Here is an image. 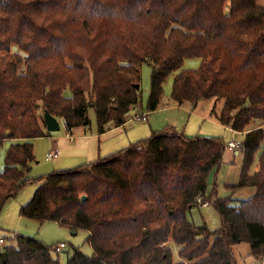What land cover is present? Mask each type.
Listing matches in <instances>:
<instances>
[{
    "label": "trees",
    "instance_id": "16d2710c",
    "mask_svg": "<svg viewBox=\"0 0 264 264\" xmlns=\"http://www.w3.org/2000/svg\"><path fill=\"white\" fill-rule=\"evenodd\" d=\"M258 1L0 0V213L38 184L19 215L87 233L92 253L74 248L67 264H237L232 248L241 243L261 261L264 6ZM187 58L200 65L174 75L170 100L193 109L208 100L221 104L219 123L243 135L240 176L227 187L255 189L249 199L231 205L215 189L208 194L226 150L221 137L187 136L173 127L95 161L27 178L33 142L50 135L45 111L73 130L89 127L93 110L102 134L108 125L122 126L138 104L141 64L150 67L151 113L161 106L166 79ZM199 197L218 212L216 230L189 220ZM14 238L15 245L0 247V264H58L53 245Z\"/></svg>",
    "mask_w": 264,
    "mask_h": 264
},
{
    "label": "rangeland",
    "instance_id": "374dc122",
    "mask_svg": "<svg viewBox=\"0 0 264 264\" xmlns=\"http://www.w3.org/2000/svg\"><path fill=\"white\" fill-rule=\"evenodd\" d=\"M258 4L264 6V0H259ZM200 62L201 60L198 58H187L185 59L182 67L179 70L173 72V74H171L166 79L163 86L161 106L158 110L153 113H148L146 111V103L150 91V67L147 64H141L140 99L138 104L135 107H131L130 109V113L138 111L141 114L136 113L135 116L128 115L125 123L123 124L131 125L132 131L130 132V136L135 138V141H139L148 137L154 131H160L167 127H171L170 125H173L175 129H179L181 132L184 133V131H182V127L186 131H191L193 128L196 131L198 130V126L201 124L202 128L211 129V132H209L208 136L223 137V141L225 142V144H227L229 141H234L238 145V147L231 150H225L220 166L217 169H214L209 176V185L207 191L208 194H210L211 191L215 189L216 195L219 199H231L233 200L231 202V205H236L242 201L249 199L255 193V189L253 188H246L233 192L227 187V185H232L238 182L240 176L242 155L239 152L240 143L242 142L243 135L234 130L231 131L229 129H224V127L217 125V123H213L214 120L211 119L209 115L212 114L211 116H213L214 119H217L216 116H218L221 111V104H215L214 100L200 102L193 111L191 110V107L189 105L178 106L170 100V93L172 89L174 75L180 70L197 69L200 65ZM136 89H139V87ZM167 107L171 108L167 109ZM178 107L185 108L188 111H184L183 109H179ZM190 112L198 113L204 116L205 120L198 119L195 116H192L189 120ZM38 115H42L41 110L38 111ZM87 115L92 120L90 128H87V126H81V128L77 129L75 128L76 134L83 135V133L87 132L98 135L93 110H89V112H87ZM147 115L148 121L146 122ZM142 116H145V121H134L135 118ZM58 121L60 123L59 131L50 133L45 130L46 133H50L51 137L45 136L46 138H39L33 142L36 160L31 165V177L37 178L52 171H57L60 169H71L76 165H79V162L83 161H80V159H83L82 157H78L76 159L73 155L66 152L65 149H68L67 151H70L72 149V145L74 146L77 141L75 143L74 141L70 142L71 140L69 141L67 140V138L66 140H63V137H66L67 134H71V130L67 128L66 122L63 119L60 118L58 119ZM52 140L56 141V144L59 145L61 154L58 158L46 161L45 154L48 150H50V148L53 147ZM98 142L99 139H92L91 146H95L97 148ZM7 145L8 143H5L4 148H6ZM4 148L1 150L2 154L4 152ZM102 149L103 148L101 147V150ZM236 152H238V154H236ZM62 153H65V155H63ZM66 154H68V156ZM257 170L258 165L256 162L251 172L253 173ZM34 191L35 190L32 185H27L16 198L9 200L3 207L0 213V237H6V243L8 244L5 245H15V235L34 237L49 246L63 242L65 244V248H62V250L58 253L57 251H55L54 248V251L52 252L53 257L58 260V264H67V259L73 253L74 248H79L83 254L90 255L92 253V250L90 245L86 242L87 233L85 231L75 230V232L73 233V230L62 227L60 224L52 221H46L40 224L37 221L29 220L19 216V209L21 205L27 204L28 201L32 199ZM188 218L190 221L193 222L194 225L201 227L204 226L207 227L209 230H216L220 226L218 212L213 206H209L208 203L207 205L199 204V207L190 209ZM213 239L214 238H211V243ZM2 246L4 245H0V247ZM232 250L237 264H262L261 262L264 263V258L261 259V261L256 262L253 257L249 256L250 250L248 244L241 243L239 245H235Z\"/></svg>",
    "mask_w": 264,
    "mask_h": 264
},
{
    "label": "crops",
    "instance_id": "0c3cea01",
    "mask_svg": "<svg viewBox=\"0 0 264 264\" xmlns=\"http://www.w3.org/2000/svg\"><path fill=\"white\" fill-rule=\"evenodd\" d=\"M170 108L171 107H167V109H170ZM173 108H177V107H173ZM178 108L179 109H183L184 111H188L187 109L182 108V107H178ZM191 110L193 111L194 109L191 108ZM136 113H139V112L138 111L131 112L129 114V116H135ZM139 114H141V113H139ZM211 115H209V117L214 120L213 123H217V125H220L221 127H224V129H229V128L223 126L222 124H220L217 121V119H214V117L211 116ZM192 116H195L198 119L205 120L204 116H202V115H200L198 113H194V112H190L189 120L191 119ZM147 121H148V115H147L146 122ZM91 123H92V121H91ZM201 125L198 126V130H196V131L193 128L191 131L187 130L188 131L187 132L183 127H182V131H184V134H186L187 136H196V135L208 136L209 132H211V129L210 128H202ZM170 126L173 127V125H170ZM78 128H81V127H78ZM87 128H90V126L87 127ZM76 129L71 130V134L70 135L67 134L66 137H63V140H66V138H67V140H69V141L71 140L70 142L74 141V143H75L77 141V143L74 146L72 145V149L70 151H67L68 149H65V150H66L67 153L73 155L76 159L78 157L79 158L82 157L83 159H80V161H82V160L83 161L79 162L80 164L89 163V162L95 161V160H97L99 158L106 157V156H108V155H110V154H112L114 152H117V151H119L121 149H124V148L130 146L131 144L137 142V141H135L136 140L135 138L130 136V132L132 131V128H131L130 124H123L122 126H119V127H115V126L112 127V125H108L106 127V131L104 133H102V134H98L97 133L98 135H95L93 133H87V132L83 133V135H77L76 134ZM175 130L181 132L179 129L178 130L175 129ZM229 130H231V129H229ZM46 137H51V136L48 135ZM46 137H43V138H46ZM221 138L223 139V137H221ZM92 139H99L97 148L95 146H91V140ZM133 141H135V142H133ZM229 142H231V141H229ZM68 145H70V144H68ZM52 146L53 147L50 148V150H48V151L50 152V151H53V150H58L59 154L56 157V158H58L60 156V154H61L60 153V149H59V145L56 144V141L52 140ZM79 146H81V147H79ZM83 146H85V147H83ZM101 147L103 148L102 150H101ZM48 151L46 152V154L48 153ZM46 154H45V157H46ZM62 154L65 155V153H62ZM236 154H238V152H236ZM66 155L68 156V154H66ZM95 158H97V159H95ZM88 160H92V161H88ZM76 166H78V165H76ZM60 170H64V169H60ZM60 170H57V171H60ZM30 175H31V173H30ZM30 175L27 176V178H31ZM31 185H32V187L35 190L38 184H31ZM21 206H23V205H21ZM0 238H3L4 246H8V245H5V244H8V243H6L7 242L6 237H0ZM61 243H63V242H61ZM61 243H59V244H61ZM59 244H56V245H53V246H57Z\"/></svg>",
    "mask_w": 264,
    "mask_h": 264
},
{
    "label": "built area",
    "instance_id": "2783aa9c",
    "mask_svg": "<svg viewBox=\"0 0 264 264\" xmlns=\"http://www.w3.org/2000/svg\"><path fill=\"white\" fill-rule=\"evenodd\" d=\"M146 118L145 116H142V117H137L134 119V121L136 122H141V121H145ZM238 147V145L234 142V141H231L228 143V145H226V148L227 149H234ZM59 152L58 150H54V151H50L46 154V160L50 161V160H53L54 158H56L58 156ZM202 203V199L201 197L198 198V204H201ZM203 205H207V203H204ZM0 245H4V241H3V238H0ZM55 248V251L59 252L62 250V248H65V244L64 243H61L57 246H54Z\"/></svg>",
    "mask_w": 264,
    "mask_h": 264
},
{
    "label": "water",
    "instance_id": "95a60500",
    "mask_svg": "<svg viewBox=\"0 0 264 264\" xmlns=\"http://www.w3.org/2000/svg\"><path fill=\"white\" fill-rule=\"evenodd\" d=\"M138 87L139 86H136V88H138ZM43 121H44V124L46 126V130L48 132L52 133V132H57L60 130V123H59L58 119L53 117L48 111L44 112ZM81 199L85 200L86 196H82ZM72 232L74 233L75 231H72ZM2 256H3L4 260H6V258H7L6 252H2Z\"/></svg>",
    "mask_w": 264,
    "mask_h": 264
}]
</instances>
